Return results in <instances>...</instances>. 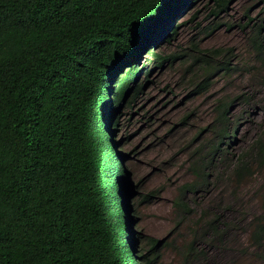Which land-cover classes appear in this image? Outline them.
<instances>
[{
    "label": "trees",
    "instance_id": "16d2710c",
    "mask_svg": "<svg viewBox=\"0 0 264 264\" xmlns=\"http://www.w3.org/2000/svg\"><path fill=\"white\" fill-rule=\"evenodd\" d=\"M192 2L0 0V264H141L130 234L133 205L125 202L134 185L114 147L119 107H131L144 89L145 56L162 67L188 55L155 47L176 32L177 17ZM228 2L217 0L215 12ZM262 29L243 25L264 66ZM221 54L222 48L210 49L199 58L192 71L199 92L234 69L232 48L230 60L224 55L214 63ZM260 80L264 85V75ZM235 103L230 96L215 104L219 140L196 161L197 180L180 187L175 204L183 212L192 211L186 192L209 184L208 165L225 137L236 140L237 126L228 130ZM263 170L264 144L230 155L237 184ZM219 222L207 220L198 236L221 239ZM196 238L185 264L202 261ZM249 241L257 255L247 264H264V211L251 221ZM160 242L152 238L140 251L145 264H160Z\"/></svg>",
    "mask_w": 264,
    "mask_h": 264
},
{
    "label": "rangeland",
    "instance_id": "374dc122",
    "mask_svg": "<svg viewBox=\"0 0 264 264\" xmlns=\"http://www.w3.org/2000/svg\"><path fill=\"white\" fill-rule=\"evenodd\" d=\"M216 5L217 0H194L190 9L183 10L175 22L176 32L155 50L188 55L162 67L152 56H145L141 63L148 62L150 71L139 76L144 89L131 107L118 106L122 116L115 128L114 147L118 158L122 157L121 169H126L134 185L126 199L133 205L130 232L137 237L135 250L141 264H145L142 253L152 238L161 241L160 264H185L187 248L195 237L201 243L196 245L202 253L200 264H247L256 259L249 232L253 218L264 211V170L237 184L230 178V155L264 144V85L260 80L264 66L243 30L248 21L251 27L262 26L264 44V0H229L218 14ZM217 48L223 49V55L213 56V62H220L224 55L230 60L232 48L235 67L219 73L208 90L199 92V79L192 78V71L199 68L200 57ZM190 55L198 57V64L193 65ZM230 96L238 102L228 125L231 134L237 126L236 140L230 144V135L225 137L223 151L208 165L209 184L186 192L192 211L183 212L175 199L183 184L197 180L196 161L219 140L222 126L214 123L215 104ZM253 166L257 168L256 163ZM211 218L225 229L222 238L212 242L197 234Z\"/></svg>",
    "mask_w": 264,
    "mask_h": 264
},
{
    "label": "clouds",
    "instance_id": "9594fccd",
    "mask_svg": "<svg viewBox=\"0 0 264 264\" xmlns=\"http://www.w3.org/2000/svg\"><path fill=\"white\" fill-rule=\"evenodd\" d=\"M127 192H129L128 190H127ZM130 193V192H129ZM130 194H132V193H130ZM128 197V194L126 195V197H125V202H127V203H130V200H127L126 198ZM130 204H132V203H130ZM130 225H131V223H130ZM131 227V226H130ZM131 229V228H130ZM133 231V230H132ZM132 231L130 232V234L132 235ZM133 237V236H132ZM134 237H133V239H132V242L134 241Z\"/></svg>",
    "mask_w": 264,
    "mask_h": 264
},
{
    "label": "bare ground",
    "instance_id": "6f19581e",
    "mask_svg": "<svg viewBox=\"0 0 264 264\" xmlns=\"http://www.w3.org/2000/svg\"><path fill=\"white\" fill-rule=\"evenodd\" d=\"M113 142V141H112Z\"/></svg>",
    "mask_w": 264,
    "mask_h": 264
}]
</instances>
